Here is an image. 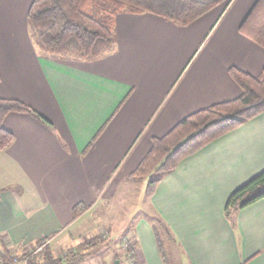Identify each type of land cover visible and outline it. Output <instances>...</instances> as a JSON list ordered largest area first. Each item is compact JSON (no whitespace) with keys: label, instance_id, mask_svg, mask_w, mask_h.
<instances>
[{"label":"crops","instance_id":"0c3cea01","mask_svg":"<svg viewBox=\"0 0 264 264\" xmlns=\"http://www.w3.org/2000/svg\"><path fill=\"white\" fill-rule=\"evenodd\" d=\"M33 1L0 0V99L19 100L51 124L29 114L3 123L14 136L0 151V251L10 254L43 240L51 247L97 202L137 180L129 176L153 139L240 97L231 68L254 77L264 70V49L239 32L258 0H233L187 27L151 14L118 15L116 46L96 61L42 51L28 25ZM262 171L264 113L161 179L146 204L170 236L161 250L155 223L136 225L124 243L132 241L137 264H264V199L225 214L229 197ZM78 205L86 210L75 218Z\"/></svg>","mask_w":264,"mask_h":264},{"label":"trees","instance_id":"16d2710c","mask_svg":"<svg viewBox=\"0 0 264 264\" xmlns=\"http://www.w3.org/2000/svg\"><path fill=\"white\" fill-rule=\"evenodd\" d=\"M233 0H34L28 12V25L34 43L47 55L63 58L96 61L111 53L116 40L114 35L118 15L151 14L179 27H187L221 5ZM109 5L107 18L86 12V6ZM241 35L264 49V1L258 0L239 28ZM239 85L242 95L234 100L215 104L197 111L180 121L169 133L152 140V147L129 179H143L157 175L149 182L146 198L155 194L161 179L187 158L209 144L238 129L246 122L264 113V70L258 77L235 67L229 70ZM2 77L0 73V83ZM11 114H29L44 124L51 125L31 106L14 99H0V151L8 149L12 133L3 123ZM264 199V171L237 189L228 199L225 214L235 212ZM83 205L74 208L78 218L85 212ZM155 237L161 250L170 236L166 226L158 221ZM47 241H39L30 252L10 254L4 251L1 264H70L76 256L56 257ZM79 254V253H78ZM77 254V255H78Z\"/></svg>","mask_w":264,"mask_h":264},{"label":"rangeland","instance_id":"374dc122","mask_svg":"<svg viewBox=\"0 0 264 264\" xmlns=\"http://www.w3.org/2000/svg\"><path fill=\"white\" fill-rule=\"evenodd\" d=\"M85 10L105 20L110 6H86ZM173 49L175 47L170 48V57L175 54ZM158 177L153 175L138 179L130 182V186L126 182L113 200L97 202L100 204L85 219L67 229L66 233L51 244L53 254L56 257H66L74 253L76 256L69 260L70 264H131L130 257H133L125 248L124 238L130 231H137L135 226L144 220L155 223L148 212L150 208L146 204V190L149 182ZM101 227L109 229L110 233L106 231L100 236L97 229Z\"/></svg>","mask_w":264,"mask_h":264},{"label":"built area","instance_id":"2783aa9c","mask_svg":"<svg viewBox=\"0 0 264 264\" xmlns=\"http://www.w3.org/2000/svg\"><path fill=\"white\" fill-rule=\"evenodd\" d=\"M125 244H126L125 245V248L128 250V252H130L129 254H131L132 257H133V258L130 257V263L131 264H136V262L134 261L135 260V258H134V251H132V250H134L133 247H132L133 245L131 243H129L128 240L125 241ZM3 257H4V252L3 251H0V264L2 262Z\"/></svg>","mask_w":264,"mask_h":264}]
</instances>
